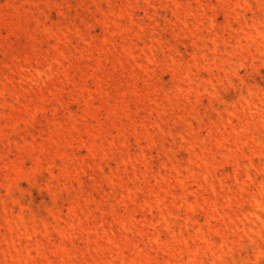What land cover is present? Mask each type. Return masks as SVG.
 Listing matches in <instances>:
<instances>
[{
	"label": "rangeland",
	"instance_id": "obj_1",
	"mask_svg": "<svg viewBox=\"0 0 264 264\" xmlns=\"http://www.w3.org/2000/svg\"><path fill=\"white\" fill-rule=\"evenodd\" d=\"M0 264H264V0H0Z\"/></svg>",
	"mask_w": 264,
	"mask_h": 264
}]
</instances>
